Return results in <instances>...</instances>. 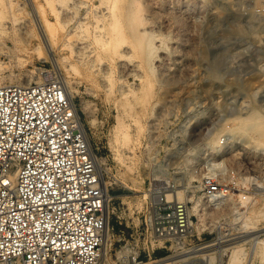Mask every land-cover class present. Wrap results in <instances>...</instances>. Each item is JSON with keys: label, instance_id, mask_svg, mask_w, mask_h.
I'll use <instances>...</instances> for the list:
<instances>
[{"label": "rangeland", "instance_id": "374dc122", "mask_svg": "<svg viewBox=\"0 0 264 264\" xmlns=\"http://www.w3.org/2000/svg\"><path fill=\"white\" fill-rule=\"evenodd\" d=\"M141 1L146 6L145 29L154 34L144 52L128 37L119 46L125 56H116L110 46L89 56L74 47L79 35L67 38L61 32L51 50L62 66L58 69L52 58L34 49L40 35L34 5L42 6L51 21L57 14L89 16L94 11L108 16L115 11L123 20L129 0H0V21L6 28L0 32L4 81L25 80L30 71V82H38V75L65 78L88 127L115 211L110 216L111 264H121L118 258L127 238L117 239L123 226L118 221H139L148 208L149 196L141 199L144 193L163 192L188 202L195 227L185 239L187 248L235 230L250 206L264 203V143L258 144L248 131L233 129L245 119L264 121V0ZM22 34L30 38L27 51L16 41ZM10 47L23 53L24 64L13 59ZM119 119L130 125L122 127L130 132V140L118 130ZM220 160L225 169L213 177L232 188L228 199L210 205L205 203V180L213 162ZM243 195L249 197L246 204ZM198 200L199 212L193 207ZM257 218L255 225L261 229L256 234L264 237V216ZM182 250L168 241L143 264ZM253 263L260 264V259L255 257Z\"/></svg>", "mask_w": 264, "mask_h": 264}, {"label": "built area", "instance_id": "2783aa9c", "mask_svg": "<svg viewBox=\"0 0 264 264\" xmlns=\"http://www.w3.org/2000/svg\"><path fill=\"white\" fill-rule=\"evenodd\" d=\"M68 93L60 77L0 85V264H98L115 211L98 152ZM205 187L207 197L232 188L213 176ZM147 203L137 223L118 221L117 239L127 234L121 264L131 258L143 264L168 241L182 248L193 233L187 201L154 192Z\"/></svg>", "mask_w": 264, "mask_h": 264}, {"label": "bare ground", "instance_id": "6f19581e", "mask_svg": "<svg viewBox=\"0 0 264 264\" xmlns=\"http://www.w3.org/2000/svg\"><path fill=\"white\" fill-rule=\"evenodd\" d=\"M9 3L13 4V2H9ZM76 3H78V2H76ZM10 6L12 7V5H10ZM41 7L42 6L37 7L34 5V14H35L34 18H35L36 23L38 24V27L40 28L39 41L34 46V49L38 52L37 54H39L40 56L46 55L48 58H52L54 60V64H56L58 69L61 68L62 66H60L59 61H57V60L55 61V59L51 53V50H53V47L55 46L56 36L61 32L64 33L67 36V38L70 36H73V35H76V36L79 35L78 37H81V38H79L77 40V43L75 44L74 47L76 48V51L78 50L77 52H81V51L83 53L86 52L87 54H89V56L91 54H93L94 52L100 54L101 49L107 48V47L109 48V46H110V49H111L110 51H112V53L116 54V56L122 57L123 51L125 50V48H124V50H122V49L120 50L119 46H121L124 42H126L128 37H130L131 40L135 43L138 51L144 52L147 45H149V43L152 41V39L154 37V34L152 31L147 32V30H146L147 28L145 29V26H146L145 24L148 22V20H146V18L144 17L143 10L146 8V6L144 5V3L141 0H129V4L127 3V6H125L126 9L124 10L122 8V10L125 11V12L124 11L123 12L126 15V18L123 20H122V18H120L119 14H117V13L115 14V11H113V14L111 16L106 15V13H98V12L94 11V12H92L93 14H91L89 16H87L86 13H85L86 15H84V16H82L81 14L79 16V15H77V12H75L73 14L72 13L71 14L66 13L62 17L58 16V14H57L58 11H57L56 12V14H57L56 20L51 21L45 14H43V9H42L43 7L42 8ZM88 12H89V10L87 11V13ZM1 14H3V13H1ZM2 30L5 31L6 28H5L4 24L2 23V21H0V32H2ZM149 32H151L152 34H150ZM23 33H24V31H23ZM28 33H31V32H28ZM62 33H61V35L63 36ZM32 35H34L33 32H32ZM28 36H30V34H28ZM64 38H65V36H64ZM29 39L25 38V36H23V34H22V38L16 40L17 42L20 41L23 43L22 48H20V49L25 50V51L28 50L29 45H30ZM57 40H58V38H57ZM0 44L3 45L4 42H0ZM63 44H64V42H63ZM131 44H132V42H131ZM70 46H72V45H70ZM16 47H18V46L16 45ZM7 49L10 51L11 56L13 57V59L16 60V62L18 64H24L25 61L27 60L23 56V53L16 51V49H13L12 47L7 48ZM123 56H125V55H123ZM96 57H98V55ZM146 57L148 58V56H146ZM88 61L90 63L93 62V58L89 57ZM146 63H148V61ZM5 65H4V62L2 60H0V70ZM61 65H63V64H61ZM71 66H73V65L71 64ZM151 67H152V64H151ZM106 71H107V69H106ZM106 71H104V72H106ZM153 72H154V70H153ZM27 75H28V78L26 77L25 80H20L18 78L17 81H11V83H29L31 80H33V79H31L34 76L33 71H30L29 74L27 72ZM37 77H38V81L39 80L41 81L44 79V77L40 76V75H38ZM62 80L64 81V83L67 87V91L69 92L68 94L70 95V97L73 98L74 95L72 94L71 89H69V87H68L69 85L67 84L68 80H66L65 78H63ZM149 80H150V78H149ZM108 81H109V79H108ZM4 83H6L4 81V77L0 75V85H2ZM128 92H130V91H128ZM140 96H141V94H140ZM126 104H127V102H126ZM121 116H122V114H121ZM246 117H248V116H246ZM118 118L119 117H117V119ZM122 118H123V116H122ZM132 118H134L133 115H132ZM248 118H250V117H248ZM92 121H94V119ZM139 121L140 120L138 119V122ZM125 123H124L123 119H119L117 128H118V130L122 129L123 130V132H122L123 137L129 138V140H130V138H131V137H129L130 132L123 129L124 127H127V125H129V124L126 125ZM136 127H138V126H136ZM140 127H143V126H140V124H139V129H140ZM233 129L248 131L249 135H252L253 136L252 138L254 140H256V142L258 144L263 145V143H264V121L261 117H255L252 120L245 119V120L239 122L238 125H236ZM119 135H121V134H119ZM118 139H119V137H118ZM121 140L123 141V139H121ZM120 156H121V153H120ZM118 158H120V157H118ZM97 162L99 163V165H101V158L98 157ZM211 167L212 168L209 169V174H211L210 176L215 177V175L218 171H223L225 169L224 160L214 161L213 165H211ZM156 177H157V175H156ZM104 184L107 185L106 180H104ZM237 194L239 195L240 193H237ZM148 196H150L148 193H144L141 199H144L145 197H148ZM168 196H169V194H168ZM242 197L244 199L242 202L244 204H246V201L248 200L249 197H247L246 195H243ZM228 198H229L228 195H224V194L220 193L217 195L208 196L207 200H205V203H208L210 205L211 204H221V202L225 201ZM142 202H143V200H139L138 204L140 205V204H142ZM201 202H202V200H198L197 203L193 206L194 209L198 212L200 210V206H202ZM253 205L250 206V209L247 213V217L243 220L242 224H240L238 227H236L235 230L220 234L210 242H206L204 244L197 245V246L195 245L194 247H191V248L190 247L187 248L188 246L185 247V245H182L183 250L179 254H177L176 256L166 257V258L159 259L156 261L147 262L145 264H153V263H158L160 261H164V263H162V264H225V257L226 256H228V258H229V261L227 260L228 264H254L253 260L255 257L260 259V264H264V237H260V234H256V232L258 230H260L261 228H259V227L257 228V226L255 225L256 224L255 219L259 216H264V203H262V205H256V206H253ZM142 207H140V208H142ZM190 212H191V209H190ZM238 212L241 213L240 211H238ZM193 225H194V222H193ZM193 231H194V228H193ZM222 232H225V230ZM111 238H112V234H111L110 229H106L105 235H104V240H103L102 251H101V255H100L98 264H111L110 260H109V255H108V250L110 247L109 243L111 242V241L109 242V240ZM246 243H249L251 245L249 250H247V248L245 247ZM180 244H182V242H180ZM249 244H247V245H249ZM123 250H126V247ZM129 264H141V263L136 262L135 260H133L131 258V261Z\"/></svg>", "mask_w": 264, "mask_h": 264}]
</instances>
